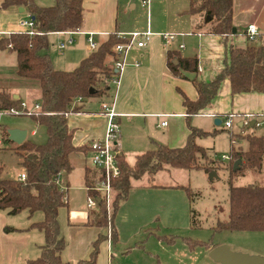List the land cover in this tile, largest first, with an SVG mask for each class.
<instances>
[{"label": "trees", "instance_id": "trees-1", "mask_svg": "<svg viewBox=\"0 0 264 264\" xmlns=\"http://www.w3.org/2000/svg\"><path fill=\"white\" fill-rule=\"evenodd\" d=\"M23 7L32 18V35L26 32L12 33L0 39V48L8 49L16 56V75L19 78L33 80L38 83L40 91V109L31 113L30 118L43 126L46 142L36 145L28 140L16 146L21 159L20 165L25 179L2 178L0 167V211L8 215H16L27 211L31 216L41 212L43 219L32 223L29 229H37L44 236L39 257L27 261L26 264H96L99 243L107 239L99 233L91 244L87 259L74 263L62 262L60 253L64 248V240L60 235L57 221L59 208L67 205L65 191L60 186L59 177L69 174L72 164L69 156L73 152H87L85 147L72 144L73 129L68 126L67 115L77 112L73 102L77 98L100 96L106 89L113 71L106 65V59L115 56L113 47L121 42L117 34L112 33L108 39L96 47L86 58L82 59L71 71L56 70L44 51L48 47L47 34L53 32H75L82 27V0H54L48 7L37 6L34 0H0V10L8 7ZM185 14L201 16L207 33L220 36L226 45L228 60L209 82L192 80L197 98L194 101L182 94L186 120L200 113L214 99L221 82L229 80L231 94L260 93L264 94V34L247 47L235 48L227 45V37L232 35V0H189V8ZM200 25V27H201ZM168 70L173 76H182V72L197 73V59L181 57L176 52L166 55ZM11 108L21 109L18 99H13L6 89H0V111ZM26 115V114H23ZM7 129L2 133L5 137ZM186 143L180 148H169L157 144L154 149L136 155L134 163L129 165L123 155H116L118 175L110 180L112 199L109 208L100 193L94 190L103 179L104 172L88 169L84 186L87 197L96 200L97 210L91 213L88 226L110 228V239L115 240L112 228L113 217L119 204L128 197L132 181L147 177L151 186L154 175L167 168H181L210 173L219 169V165L209 158L207 151L195 143L196 137L209 133L189 128ZM211 134V133H210ZM231 143L243 140L245 148L234 147L229 151V172L236 173L242 166L252 169H264V131L260 134L232 133ZM240 161L237 170L232 166ZM228 214L223 221H218L212 228L218 232H264V187H233L228 181ZM188 197L190 191L184 188ZM191 226L195 227V216L191 211ZM190 249L196 246L206 251L215 247L212 243L187 241Z\"/></svg>", "mask_w": 264, "mask_h": 264}, {"label": "crops", "instance_id": "crops-1", "mask_svg": "<svg viewBox=\"0 0 264 264\" xmlns=\"http://www.w3.org/2000/svg\"><path fill=\"white\" fill-rule=\"evenodd\" d=\"M34 3L37 6L48 7L54 4V0H34ZM20 8L23 10L21 11ZM82 8L83 23L78 31L47 34L48 47L54 42L57 43L58 50L66 49L67 52L64 55L61 53L60 56L63 57L61 63L57 57L55 61L60 65L72 67L71 70L93 51L87 41L89 34L92 35L91 38L96 47L104 43L112 33L120 37L134 32L149 31L154 35L145 48L133 47L127 53L118 84L109 80L105 91L100 96L74 100L73 107L78 110L67 115L68 126L74 131L72 138L74 146L87 148L90 141L104 138L107 117L102 110V105H107L117 115L115 120L120 130L118 153L123 155L125 151H132L133 161L136 155L154 149L157 144L169 148L183 147L190 132L189 128L209 133L207 135L209 136L219 126L224 127L223 119L225 120L229 115L237 121L236 126L240 130L246 128L241 126L246 115H264V94L254 92L231 94L229 80L224 79L209 106L186 120L182 95L194 101L197 93L192 80L184 76L176 77L170 73L166 64L167 53L176 52L184 58L195 57L197 59L195 77L204 82L213 80L228 60L227 48L222 38L207 33V28L201 25L203 22L201 16L185 14L189 8V0H150L146 7L135 0H82ZM4 12L9 21L12 19L10 22H17L23 13L30 17L23 7H8ZM231 18L236 32L227 37V45L243 49L249 44L245 36L248 25H255L259 36L264 34V0H232ZM21 27L27 31V27ZM2 31L4 35L0 36V39L11 34L7 33L11 30ZM25 31L15 29L13 33ZM160 34H174L176 37L168 46L159 36ZM69 39L72 42L64 49H59V45L66 43ZM180 45L183 48H179ZM48 47L44 53L48 55L53 66L55 62ZM12 55L14 58L12 68L17 76L15 54L8 49L0 48V89H6L14 97L16 95L10 91L12 84L10 78L5 77L6 63H11ZM106 65L111 69L112 57L106 59ZM16 97L18 99V96ZM216 120L219 121L218 124L215 123ZM163 122L166 124L162 126ZM153 125L154 128L162 129L161 134L153 136ZM13 128L23 129L22 127ZM30 134L35 135V131ZM203 139L202 136L196 137L195 143L208 153L210 148L202 144ZM25 140H27V134ZM88 158V150L86 153L73 152L69 156L72 164L71 171L77 170L75 179L77 183H80V190L86 197L84 183L87 170L95 171L88 163ZM22 172L21 168L19 173ZM19 173L11 179H17ZM69 175L70 173L62 174L59 177L60 186L66 191L70 183L68 181H73V177ZM66 201L67 207L69 204L67 196ZM96 208L89 210L94 211ZM89 210L87 209L85 219L82 220L83 227L71 224V229L83 234L81 240L79 239L80 245L77 247L80 252L71 256L73 257L71 259L76 261L89 254L91 244L99 234L97 230L100 228L96 227L97 230L87 228ZM8 216L14 215L0 211V264H26L27 261L39 257L44 238L43 240L38 238L40 241L37 250H34V236L31 230H28V227L15 225L17 222L13 223ZM88 231L89 234H87ZM87 257L88 255L85 259Z\"/></svg>", "mask_w": 264, "mask_h": 264}, {"label": "rangeland", "instance_id": "rangeland-1", "mask_svg": "<svg viewBox=\"0 0 264 264\" xmlns=\"http://www.w3.org/2000/svg\"><path fill=\"white\" fill-rule=\"evenodd\" d=\"M4 10H0V36L4 35L2 30L5 29L11 30L7 32L8 34H12L15 29L25 31L20 23L27 21L29 17L23 13L21 18L15 21L16 23L10 22L12 19L9 21ZM56 45L57 43L53 42L48 47L53 62H55L53 67L59 70H71L72 67L60 65L55 61L57 57L61 63L63 59L60 56L61 53L62 55L67 53L66 49L58 50ZM13 61L12 55L11 63H6L5 77L10 78V83H12L10 91L18 96L19 102L25 105L29 113L27 115L0 113V139L2 141L0 167L3 168L2 177L8 179L21 171V159L16 145L3 135V129L22 127V130L26 131L27 140L31 143L40 145L46 142L45 128L36 124L29 116L30 112H36L34 106L40 105L38 83L17 78L12 68ZM254 119L260 122L259 117ZM236 122L232 119L231 129L219 126L209 136H202L204 137L202 144L210 148L207 153L209 158L220 166L219 169L205 173L198 170L168 168L169 170H162L154 175V186L150 185L146 176L133 180L127 199L119 204L112 220V228L115 232L114 241L110 239V228L97 230L96 227L87 226L89 230H97L105 236L108 234L107 239L105 238L98 245L96 264H220L212 260L209 252L203 247L196 246L190 249L187 241L225 245L231 252L264 260V232H212V228L218 221L227 218L229 180L233 187L249 185L264 187V169L257 170L242 166L236 173L230 174L229 172L231 144L233 143L234 147H246L243 140L231 143L230 132L260 134L264 131L263 126L253 129L246 127L240 130ZM152 127L154 128V125ZM32 131H35L33 136L30 134ZM161 131V128H154L153 136L161 134ZM123 155L127 163L132 165L134 162L132 151H125ZM88 163L90 164L89 159ZM77 174L76 169L70 172L71 176H69L73 177V181H68L70 183L67 191L63 189L69 204L67 207L59 208L57 213L60 235L65 244L60 253L62 262L76 261L71 259L73 258L71 256L80 252L77 247L80 245L79 241L83 234L71 229V224L83 227L82 220L85 219L87 209L89 210L87 197L80 190V183L76 182ZM184 188L190 191V197L187 196ZM111 196L110 194L108 201H105L107 208H109ZM96 207L97 205L94 206ZM96 210L97 208L94 211L89 210V218ZM191 211L195 216V227L191 226ZM9 219L13 223L17 222L15 225L28 227V230H31L34 236L33 249L37 250L39 239L43 240L44 236L37 229H29V224L41 221L42 213L35 212L29 217L26 211H22L10 216ZM84 236L87 235L84 234ZM86 256L81 258L85 259Z\"/></svg>", "mask_w": 264, "mask_h": 264}, {"label": "built area", "instance_id": "built-area-1", "mask_svg": "<svg viewBox=\"0 0 264 264\" xmlns=\"http://www.w3.org/2000/svg\"><path fill=\"white\" fill-rule=\"evenodd\" d=\"M139 2L142 6L146 7L149 5L150 0H135ZM21 26L27 27L26 33L29 35L33 34L32 27L33 22L31 20V17L27 21H23L20 23ZM154 34L146 31V32H134L130 33L126 36H120L119 39L121 42L114 45L112 51L115 56V59L113 61V65L111 67V70L113 71V75L110 78V82H113L115 84H118L119 77L121 72L124 69L125 66V56L127 53L132 50L133 47L137 49H143L145 48L148 43L150 42L152 36ZM91 34L88 36V43L89 47L92 50L96 49V45L93 43ZM166 43V45H170L172 41L175 39L176 35L174 34H160L159 35ZM245 36L248 41L255 42L257 41L259 37L258 29L255 25H248L245 30ZM72 42L71 39H69L66 43H61L59 45V49H64L66 45L70 44ZM179 48H183L182 45L179 46ZM81 98H77V100H80ZM34 109L36 112L39 111L40 105H35ZM102 110L104 111V114L107 117V125L105 130V136L102 140H93L90 141L87 145L88 152H89V162L91 164V167L94 169L102 170L104 172V177L102 180H100L97 185L94 187V190L100 193V196L105 200L108 201L109 195H110V180L118 175V169L116 165V155L118 154V139H119V130H118V123L116 122V114L113 112L111 108H108L107 105H102ZM0 113H9L13 115H23L28 114L26 107L24 104H21V109H15L11 108L5 111H0ZM35 113V112H30ZM232 115H229L223 123V126L227 129H230L232 127ZM259 117L260 122H256L254 118ZM166 123L163 122L161 125H165ZM241 126L243 127H250V128H256L259 126H263L264 128V115H246L245 120L241 123ZM2 141L0 139V145ZM227 159L226 157H224ZM17 179L19 181H23L25 179V173H19L17 176ZM96 205V200L93 197H87V207L89 209H94V206Z\"/></svg>", "mask_w": 264, "mask_h": 264}, {"label": "water", "instance_id": "water-1", "mask_svg": "<svg viewBox=\"0 0 264 264\" xmlns=\"http://www.w3.org/2000/svg\"><path fill=\"white\" fill-rule=\"evenodd\" d=\"M20 10L22 11L23 9L20 8ZM235 32L236 30L235 28H233L232 34H234ZM182 76H184L185 78L191 81L194 79L195 73L182 72ZM13 99H17V97L14 96ZM215 123L218 124L219 121L216 120ZM6 134H7V139L16 145L22 144L26 138V131L22 129H17V128L7 129ZM239 165H240V161L238 160L235 161L232 169L234 171L237 170ZM209 257L215 262H218L220 264H264V260H261L258 257H251V256L249 257L239 253L231 252L229 248L225 245H218L212 248L209 251Z\"/></svg>", "mask_w": 264, "mask_h": 264}]
</instances>
